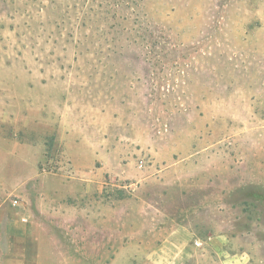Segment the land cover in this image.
<instances>
[{
    "label": "rangeland",
    "instance_id": "rangeland-1",
    "mask_svg": "<svg viewBox=\"0 0 264 264\" xmlns=\"http://www.w3.org/2000/svg\"><path fill=\"white\" fill-rule=\"evenodd\" d=\"M0 264H264V0H0Z\"/></svg>",
    "mask_w": 264,
    "mask_h": 264
},
{
    "label": "crops",
    "instance_id": "crops-1",
    "mask_svg": "<svg viewBox=\"0 0 264 264\" xmlns=\"http://www.w3.org/2000/svg\"><path fill=\"white\" fill-rule=\"evenodd\" d=\"M24 216L26 217V215H24L22 211L19 212V220L23 223H26V221L22 220V217ZM26 220H27V217H26ZM9 232L12 234L18 235V236H24L27 231H26V228L24 230V227L19 224L18 220H14L13 222H11L9 226ZM178 235H179L178 242L175 243V246H177L178 249H180V252L182 254H186L188 244L191 243L192 240L193 242L197 241V238L192 236L189 231L184 230V229H182V231H179Z\"/></svg>",
    "mask_w": 264,
    "mask_h": 264
},
{
    "label": "built area",
    "instance_id": "built-area-1",
    "mask_svg": "<svg viewBox=\"0 0 264 264\" xmlns=\"http://www.w3.org/2000/svg\"><path fill=\"white\" fill-rule=\"evenodd\" d=\"M13 203L16 204V203H17V200H14ZM22 220H23V221H26V217H25V216L22 217Z\"/></svg>",
    "mask_w": 264,
    "mask_h": 264
}]
</instances>
